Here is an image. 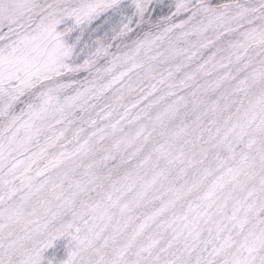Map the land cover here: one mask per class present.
Masks as SVG:
<instances>
[{
  "label": "snow or ice",
  "instance_id": "1",
  "mask_svg": "<svg viewBox=\"0 0 264 264\" xmlns=\"http://www.w3.org/2000/svg\"><path fill=\"white\" fill-rule=\"evenodd\" d=\"M45 262L264 264V0H0V264Z\"/></svg>",
  "mask_w": 264,
  "mask_h": 264
},
{
  "label": "trees",
  "instance_id": "2",
  "mask_svg": "<svg viewBox=\"0 0 264 264\" xmlns=\"http://www.w3.org/2000/svg\"><path fill=\"white\" fill-rule=\"evenodd\" d=\"M68 242V238L66 237H61L56 244L54 245V249L56 250V254L59 258H63V256L66 254V245ZM54 249H48L45 251L44 255L51 256L53 253ZM46 264V262H45Z\"/></svg>",
  "mask_w": 264,
  "mask_h": 264
}]
</instances>
